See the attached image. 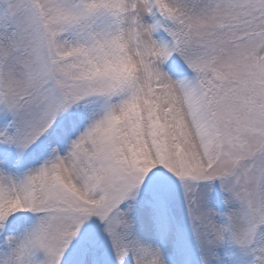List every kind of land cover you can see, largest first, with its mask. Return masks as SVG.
I'll use <instances>...</instances> for the list:
<instances>
[{
  "label": "snow or ice",
  "instance_id": "snow-or-ice-1",
  "mask_svg": "<svg viewBox=\"0 0 264 264\" xmlns=\"http://www.w3.org/2000/svg\"><path fill=\"white\" fill-rule=\"evenodd\" d=\"M0 264H264V0H0Z\"/></svg>",
  "mask_w": 264,
  "mask_h": 264
}]
</instances>
